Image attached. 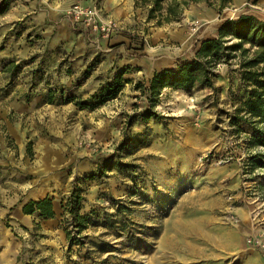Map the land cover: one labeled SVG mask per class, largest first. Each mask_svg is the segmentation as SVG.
I'll use <instances>...</instances> for the list:
<instances>
[{"label": "rangeland", "instance_id": "374dc122", "mask_svg": "<svg viewBox=\"0 0 264 264\" xmlns=\"http://www.w3.org/2000/svg\"><path fill=\"white\" fill-rule=\"evenodd\" d=\"M71 1L8 0L0 13V125L20 128L5 130L8 149L0 156L8 185L20 171L27 186L0 190V264H264V124L247 122L240 110L238 58L214 66V89H149L154 70L193 58L202 40L217 37L222 20L264 18V0H229L220 10L190 2L160 24L163 7L148 19L150 1L133 0L131 20L125 25L112 16L121 28L108 41L98 39L78 77L52 83L40 65L51 59L44 46L51 39L34 9L66 18ZM118 35L130 62L121 67L128 68L120 89L97 101L120 68L111 66L93 88L76 93L100 62V48L114 46ZM35 46L39 51L27 49ZM57 55L70 71V54ZM43 145L51 162L39 157ZM72 191L82 197L78 213L88 215L81 227ZM44 193L61 208L50 217L64 232L59 242L39 232V222L50 218L23 212ZM27 220L39 222L29 228L22 225Z\"/></svg>", "mask_w": 264, "mask_h": 264}, {"label": "trees", "instance_id": "16d2710c", "mask_svg": "<svg viewBox=\"0 0 264 264\" xmlns=\"http://www.w3.org/2000/svg\"><path fill=\"white\" fill-rule=\"evenodd\" d=\"M150 1L147 18L154 17L153 13L161 7L165 14L157 18L156 23L161 20L169 21L178 17L182 6L190 2L205 1L209 6L217 3L218 9H222L229 0H141ZM165 2L162 6V2ZM8 0H0V13L8 6ZM247 45V47L245 46ZM238 58L239 83L245 87L244 98L241 109L246 115L247 122H258L264 124V18L252 14H241L234 19H224L218 24V35L213 38H205L200 42L193 58L178 64L176 67H166L155 70L149 79V89L158 93L160 88L171 87L175 89L190 90L194 86H207L214 89L213 68L220 61H228ZM128 67L118 68L113 76L112 84L101 90L97 101L114 96L120 89L123 79L122 75ZM129 78L125 80L128 82ZM259 132L264 130L259 129ZM71 204L76 210L73 219L77 227L88 222V215L79 214L82 197L79 193L72 191ZM23 212L31 214L38 212L43 218L54 215L52 200L45 196L38 200H29L23 206ZM70 240V237H68Z\"/></svg>", "mask_w": 264, "mask_h": 264}, {"label": "crops", "instance_id": "0c3cea01", "mask_svg": "<svg viewBox=\"0 0 264 264\" xmlns=\"http://www.w3.org/2000/svg\"><path fill=\"white\" fill-rule=\"evenodd\" d=\"M75 1H81L87 3L90 0H72L71 3ZM235 1L240 2L241 0H235ZM101 2L105 12H108L109 15L111 16L120 18L125 23V25L126 22H129L131 20L130 14L132 13L133 0H101ZM204 10L206 14L212 15L214 13L210 8L208 9L205 8ZM58 13H59L58 10L56 11L48 10L47 8L34 9L33 18L39 23V25H41L42 31L45 34H47L51 39L49 43L44 45L45 47H48L50 51L51 59L44 61L43 63L41 62L40 65L43 69H45L46 73L50 75V81L52 83L63 82L66 85H69L74 81L75 78L78 77L80 70H83V68L86 67L87 63L96 55V47L97 45L100 46V43L98 42V39L96 37L81 32L84 30L74 29L71 26H69V24L66 21V18H59ZM56 19H58V21ZM75 30L78 32L80 31V34L76 33ZM114 41H115L114 46L107 48H100L101 51L100 62L96 65V67H93L94 69L90 72L89 78L83 81L81 89L80 90L74 89L76 93L77 91H81L82 89L89 90L93 88L94 83H97L99 81V79L97 80L96 76L97 75L102 76V74L99 75L101 71H104L105 69L107 70L111 66L121 68L123 66L129 65L128 63L130 62L126 60V54H124L123 52L124 45L122 43L124 41V37L122 35H118L115 37ZM22 49H17L16 51H20V53L21 52L25 53L26 51L25 48ZM27 49L30 51H39L38 46L29 47ZM59 50L69 53L71 56V60L73 61V63L71 66V70L68 72L67 70H65L64 65L62 66L59 64V56L57 55V52ZM12 53L13 51L11 50L7 51V54H12ZM36 65L37 62H35V66ZM160 69H156V70H160ZM82 91L81 94L84 93ZM16 103L19 104L18 102ZM20 110L21 107H18L17 111ZM31 126L35 127V124L33 125L31 124ZM8 129L14 131V133L17 134L18 131H20V128L18 126H12L7 121L5 122L4 125L3 124L0 125V152L4 149L6 150L8 149L5 143V135H6L5 130ZM37 138L38 139L41 138L43 140V137H41L40 135L37 136ZM43 149L45 150L46 154H41L39 155V157L43 159L42 160L43 162H51L52 160L49 157L50 156L49 152L51 151L50 146L43 145ZM8 158L10 159V161L13 159L16 162V157L14 156L13 153H10V157ZM22 158H24V156ZM4 162H6L4 156H0V190H25L27 186L23 182L22 173L20 174V171L17 172L16 171L17 169L15 168H11V169L16 171L17 174H15L13 177L9 176L11 182L10 185H8L7 183L8 173L6 171L7 168L4 166ZM37 190H47V188L43 186V188ZM45 194L47 193L41 194L39 195V197L41 198ZM52 207L55 215H58L61 210L59 203L53 201ZM25 222L26 224L25 223L22 224L23 226L32 228L36 226L35 223H38L39 221L27 220ZM38 227H39V232L42 234H48L51 240L57 239V241L59 242L64 237V232L62 229L59 228L58 220L56 219L50 218V219L42 220L39 222ZM48 235H46V238Z\"/></svg>", "mask_w": 264, "mask_h": 264}, {"label": "built area", "instance_id": "2783aa9c", "mask_svg": "<svg viewBox=\"0 0 264 264\" xmlns=\"http://www.w3.org/2000/svg\"><path fill=\"white\" fill-rule=\"evenodd\" d=\"M64 15L74 29L84 30L91 36L105 41L121 28L120 22L106 14L98 0H91L89 3L75 1L65 10ZM197 25L198 22H193V29H196Z\"/></svg>", "mask_w": 264, "mask_h": 264}]
</instances>
